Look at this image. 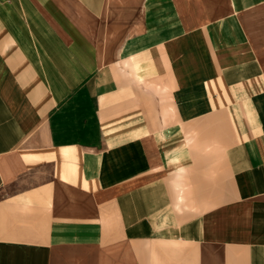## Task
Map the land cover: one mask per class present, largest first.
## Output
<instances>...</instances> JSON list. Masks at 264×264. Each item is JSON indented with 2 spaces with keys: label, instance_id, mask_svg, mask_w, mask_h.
<instances>
[{
  "label": "crops",
  "instance_id": "0c3cea01",
  "mask_svg": "<svg viewBox=\"0 0 264 264\" xmlns=\"http://www.w3.org/2000/svg\"><path fill=\"white\" fill-rule=\"evenodd\" d=\"M0 264H264V0H0Z\"/></svg>",
  "mask_w": 264,
  "mask_h": 264
}]
</instances>
